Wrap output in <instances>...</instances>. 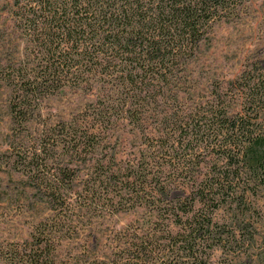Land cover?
Instances as JSON below:
<instances>
[{
    "label": "trees",
    "instance_id": "trees-1",
    "mask_svg": "<svg viewBox=\"0 0 264 264\" xmlns=\"http://www.w3.org/2000/svg\"><path fill=\"white\" fill-rule=\"evenodd\" d=\"M244 1L0 0L14 31L26 40L22 48L20 44L6 52V59L0 51L2 100L16 120H28L41 95L76 85L99 91L91 113L95 121H148L146 107L160 105L167 93L174 101L182 99L185 71L198 58L213 23L239 11ZM260 70L243 71L231 81L238 84L239 109L231 108L218 92L206 101V110L163 112V121L170 124L165 126L172 128L158 138L161 144L142 150L130 169L111 174L117 185L109 200L117 204L134 200L151 207L162 196L175 200L172 182L190 188L189 205L182 212H170L180 228L169 233L185 237L179 248L189 251L196 264H210L203 247L212 253L244 241L251 219L248 210L257 189L264 186V65ZM83 126L68 147L72 154L95 149L99 142L96 136L102 134V126ZM182 134L188 143L197 136L205 141L214 136L213 149L219 154L210 171L192 175L187 183L170 180L163 162V147L177 148ZM169 162L175 172L184 169L180 162ZM47 188L42 192L39 185L37 192L59 210L39 224L38 237L25 248L29 252L15 248L9 264H80L59 259L53 241L76 223L72 213L83 205L91 208L94 201L85 195L75 207L74 191L63 192L59 184ZM93 264L114 262L102 258Z\"/></svg>",
    "mask_w": 264,
    "mask_h": 264
},
{
    "label": "rangeland",
    "instance_id": "rangeland-1",
    "mask_svg": "<svg viewBox=\"0 0 264 264\" xmlns=\"http://www.w3.org/2000/svg\"><path fill=\"white\" fill-rule=\"evenodd\" d=\"M238 10L213 23L198 58L185 71L180 102L167 93L160 105L146 107L148 121H95L91 113L99 91L76 85L41 95L30 108L28 120H16L2 100L0 84V264L10 263L15 248L29 252L25 248L38 237L39 224L57 214L59 208L54 210L46 195L37 192L39 185L42 192H48L50 184H59L63 192L74 191L75 207L85 195L94 201L91 208L83 205L72 213L76 223L54 238L59 259L70 263L80 260V264H93L102 258L114 264H196L189 251L179 248L185 237L174 238L169 233V229L175 233L180 228L171 211L182 212L189 205L190 188L169 182V192L176 197L172 202L171 197L162 196L151 207L134 200L117 204L109 200L117 185L111 174L130 169L142 150L161 144L158 138L172 128L165 126L170 124L163 121V112L179 109L184 115L206 110V101L218 92L231 108L239 109L238 84L233 86L231 81L243 71L257 68L258 73L264 65V0H245ZM21 39L7 7L0 3L3 59L9 57L6 52L26 45ZM85 124L102 126V134L96 136L99 142L95 149L72 154L70 142ZM139 124L146 128L135 126ZM177 139V148L163 147L170 180L187 183L192 175L212 169L219 155L213 149L214 136L208 141L197 136L191 143L183 134ZM170 160L180 162L184 168L181 173L169 166ZM253 199L244 241L212 253L208 246L200 249L206 257L210 255V264H264V186Z\"/></svg>",
    "mask_w": 264,
    "mask_h": 264
}]
</instances>
